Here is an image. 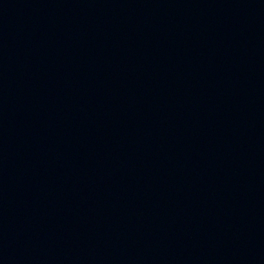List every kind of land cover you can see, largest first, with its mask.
<instances>
[{
	"label": "water",
	"instance_id": "95a60500",
	"mask_svg": "<svg viewBox=\"0 0 264 264\" xmlns=\"http://www.w3.org/2000/svg\"><path fill=\"white\" fill-rule=\"evenodd\" d=\"M0 264H264V0H0Z\"/></svg>",
	"mask_w": 264,
	"mask_h": 264
}]
</instances>
